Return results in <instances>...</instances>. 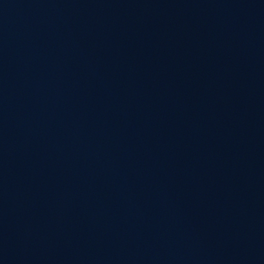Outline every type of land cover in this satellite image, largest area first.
<instances>
[{
	"label": "water",
	"instance_id": "95a60500",
	"mask_svg": "<svg viewBox=\"0 0 264 264\" xmlns=\"http://www.w3.org/2000/svg\"><path fill=\"white\" fill-rule=\"evenodd\" d=\"M0 264H264V0H0Z\"/></svg>",
	"mask_w": 264,
	"mask_h": 264
}]
</instances>
